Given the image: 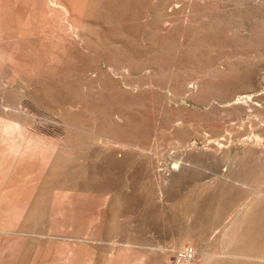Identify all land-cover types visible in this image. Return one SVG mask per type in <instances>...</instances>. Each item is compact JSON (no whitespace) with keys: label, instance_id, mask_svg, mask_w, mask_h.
<instances>
[{"label":"rangeland","instance_id":"rangeland-1","mask_svg":"<svg viewBox=\"0 0 264 264\" xmlns=\"http://www.w3.org/2000/svg\"><path fill=\"white\" fill-rule=\"evenodd\" d=\"M0 177L9 264H264V0H0Z\"/></svg>","mask_w":264,"mask_h":264},{"label":"bare ground","instance_id":"bare-ground-1","mask_svg":"<svg viewBox=\"0 0 264 264\" xmlns=\"http://www.w3.org/2000/svg\"><path fill=\"white\" fill-rule=\"evenodd\" d=\"M18 123L17 124H15V123L14 124H10L9 130L11 132H9V131L7 132V134H8V137H7L8 139L7 140H8V148H9V151L11 152V154L14 157H17L18 160H20V161L21 160H25L26 158L32 160L31 169H32V171H35L34 170V166H35L34 163H35V161H33L34 160L33 158L40 156V157H42L43 160H46L47 161L48 158H49V156H50L49 155V152H47L49 150V148H50V145H48L45 142H43L42 141V138L40 140L36 136L28 135L26 133V131H25L26 129L22 126L24 124L20 123V124H22V125H20ZM52 149H53V147L50 148V151ZM54 154L55 153H53V155ZM59 156H56V157H59ZM25 162L26 161H24V163ZM29 163L31 164V162H29ZM27 167H25V168H27ZM21 168H23V166ZM30 182H33L32 179H30ZM8 186L10 187V185H8V183L4 182V180L2 179V177H0V229L4 225H9V222L8 221H9L10 217L12 216V215H10L11 213H14V211H15V213H17L19 211L18 203L12 204V201L13 200L10 199V197L15 196V195H18V191L17 192H13V193L9 192V194L7 196L1 195V191L3 189H6ZM22 189L25 190L24 184H23ZM5 193H7V192H5ZM79 199H80V196L78 194H76L74 196L73 200H71L70 205H69L70 206V210L73 211L74 214L72 215L71 222L68 225V227H70L71 229H73V233H75V231H76V228H77L78 222H79L78 220L80 218V212L79 211H81V207H80ZM88 213H90V212H88ZM63 225H65V224H63ZM65 228H67V226ZM54 252H55L56 255H54L53 253L52 254L54 256H58L57 262H55L56 264H83V263L87 264L86 262L82 261L81 259L78 260V257H77V253L76 252H71V257L70 258H67V259L64 258L65 261H64V263H62L61 260L63 259V257H65V254H63L64 253V250H62L61 248H58ZM13 257H14V254L12 252V247L9 245V243L0 246V264H2V261H4L5 264L12 263L11 261L13 260ZM8 260H9V262H8ZM38 260H39V258H38ZM51 263H52V261H51Z\"/></svg>","mask_w":264,"mask_h":264},{"label":"built area","instance_id":"built-area-1","mask_svg":"<svg viewBox=\"0 0 264 264\" xmlns=\"http://www.w3.org/2000/svg\"><path fill=\"white\" fill-rule=\"evenodd\" d=\"M194 252L191 248L186 247L178 253V259L181 261H191L193 259Z\"/></svg>","mask_w":264,"mask_h":264}]
</instances>
